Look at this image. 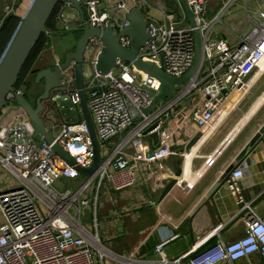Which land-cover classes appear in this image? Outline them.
<instances>
[{"label": "built area", "instance_id": "1", "mask_svg": "<svg viewBox=\"0 0 264 264\" xmlns=\"http://www.w3.org/2000/svg\"><path fill=\"white\" fill-rule=\"evenodd\" d=\"M79 1L86 9L90 28L104 30L111 23L114 34L129 26L125 14L133 7H151L147 0L135 2L133 6L128 5V0ZM214 1L188 0L202 36V64L193 78L176 86L178 89L172 97L163 106H159L163 100L156 103L149 114L147 111L161 93V83L149 75L144 77L132 63L118 62L117 68L102 75L95 70L97 56L103 49L102 40L97 37L89 40L86 53L94 50L90 61L94 72L88 83L84 81V90L101 155L99 167L92 176H84L78 170V167L90 169L95 162L92 138L84 121L53 123L52 129H47L54 143L48 144L42 137L34 138L35 130L28 115L16 104L15 93L24 96V86L8 95V106L0 116V264H239L240 261L264 264V217L258 215L251 203L245 202L238 186L247 173L246 164L235 168L227 179L231 194L241 206L237 215L245 225L244 236L235 241L221 239L177 258L167 256L165 242L154 250L157 259L135 261L112 251L82 217V209L90 207L92 201L96 207L107 184L120 192L133 187L138 175L149 180L150 177L170 179L169 175L163 176L167 173L166 161L172 157L185 159L193 148L189 145L194 137L209 129L230 96L254 79L264 58V13L240 37L233 32L234 41H216L213 29L223 24L222 19L236 0H230L210 21L208 7ZM258 1L264 3V0ZM102 4L105 7L100 10ZM67 8L72 9L69 2L59 5L44 35L48 42L35 69L60 67L64 59L53 53L52 39L84 26L78 14L74 22L64 18ZM10 10L7 8V12ZM157 10L163 16V23L146 20L149 38L138 58L152 62L170 77H182L191 69L196 56L193 29L190 25L181 28L175 16L168 14L164 2ZM120 16L124 18L122 23L118 22ZM120 42L125 48L131 44L125 36ZM73 67L61 72L64 88L58 94L80 107ZM37 73L30 75L35 77ZM37 86L40 90L37 92V88L35 93L42 94L43 85ZM190 105L193 108L188 123L177 130L175 119ZM154 134L158 135L157 143ZM55 144L75 164L63 159L54 150ZM218 151L195 173L198 179L214 166ZM61 179L70 180L72 189L58 190L55 185ZM176 185L192 190L195 182L177 179ZM92 228H98L96 216Z\"/></svg>", "mask_w": 264, "mask_h": 264}, {"label": "crops", "instance_id": "2", "mask_svg": "<svg viewBox=\"0 0 264 264\" xmlns=\"http://www.w3.org/2000/svg\"><path fill=\"white\" fill-rule=\"evenodd\" d=\"M33 1L0 0V31L6 24L9 27L6 33V38H9L5 39L4 44L6 50ZM147 1L156 9L163 2ZM229 1L216 0L210 3L208 20L217 17ZM249 1H254L257 5L254 16L249 10ZM237 4H240L239 8H245L246 16L234 19L231 16ZM7 8L11 12H7ZM260 13H264V3L261 1L236 0L222 19L223 24L214 27L213 39L234 41L232 33L240 37L249 30L251 24L252 28L254 22L259 21ZM229 17L231 18L225 21ZM1 49L2 47L0 61L6 52ZM261 72L259 70L256 74L250 89L251 92H258L254 99L242 106L240 112L232 118L221 122L216 120L207 129L191 149L193 157L190 164L188 160L182 164L180 157H172L166 161L167 173L163 175H169L170 179L157 180L150 177L149 180L138 175L133 187L120 192H115L112 185L107 184L96 207L92 201L90 207L82 209L86 214L85 217L82 216L83 221L112 251L135 261H144L154 254L159 244L167 242V256L177 258L198 247L207 246L210 242L215 244L221 239L231 242L242 238L245 225L242 217L237 215L241 206L237 204L226 181L229 174L241 164L247 166L245 177L238 182L241 194L245 202L251 203L258 215L264 217V139L245 160L239 162L238 158L264 125V72ZM82 121L80 118L76 123ZM207 141L209 147L204 150L202 147ZM218 150L220 154H217L214 166L202 178H196L195 173L205 160ZM177 179L195 182V186L189 190L175 184L167 190L168 185ZM224 181L226 182L212 193L215 185ZM94 216L98 219L97 229L92 228Z\"/></svg>", "mask_w": 264, "mask_h": 264}, {"label": "water", "instance_id": "3", "mask_svg": "<svg viewBox=\"0 0 264 264\" xmlns=\"http://www.w3.org/2000/svg\"><path fill=\"white\" fill-rule=\"evenodd\" d=\"M140 1V0H136ZM169 9L168 14L171 16H177L181 18V10L185 13L189 25L193 29V35L196 45V56L191 69L182 77H170L164 71L159 69L152 62H144L138 58L140 50L144 48L148 41L147 33V21L142 12L140 6L133 7L128 13L125 14V18L129 21V26L126 27L121 33L114 34L111 23H108L104 30L90 28L86 22L85 12L83 9V2L79 0H34L29 8L26 16L21 20L20 26L10 42L2 60L0 61V115L8 106V95L16 92V85L18 80L31 57L36 45L40 39L45 35L48 24L51 21L56 9L62 3L69 2L72 9L79 15L80 22L84 25L77 31L81 33V37L77 42L74 51L66 54L64 62L60 67L54 69L47 68L39 71L36 75L35 82L43 85V93L37 98L35 104L30 102L25 96L15 93L16 104L21 107L30 119V123L35 130L34 138L42 137L48 144H53L54 139L52 134L48 131L45 121L42 118V113L45 112V105L53 104L54 99L59 96L58 90L64 88V85L60 82L62 79L61 72L65 71L72 65L75 86L80 94V115L82 120L88 126L94 151L95 162L90 169H82L78 167L79 172L84 176H92L98 169L101 155L100 145L97 140L95 127L88 108L86 92L84 90V73L83 65L86 62V49L88 42L91 38L97 37L102 40L103 49L97 56L95 70L102 75L109 73L112 69L118 67L120 63H132L139 71H142L149 75L151 78L158 80L161 83V93L155 100L153 107L147 111V114L151 112L156 103L161 100L172 97L173 93L178 89L181 84L186 83L193 78L201 64L203 59V41L200 30L197 28V24L193 15V12L188 4V0H162ZM105 4L100 6V10H103ZM110 15H113L110 12ZM123 17H119V19ZM125 36L130 38L131 44L128 48L121 45V38ZM249 80V77L246 81ZM60 97V96H59ZM48 106V105H47ZM219 113L216 114V117ZM156 127V126H155ZM153 127V128H155ZM163 130V129H161ZM200 131L194 139L191 141L189 147L194 146L201 138L203 131ZM154 142H158V135H153ZM264 139V125L255 135L252 141L239 155V162L245 160L250 154L252 149ZM54 150L66 161L71 164H75V161L57 144L54 145ZM220 151V150H219ZM218 151V152H219ZM227 181V180H226ZM226 181L217 183L212 190V193L218 190ZM176 184V180L172 181L167 190Z\"/></svg>", "mask_w": 264, "mask_h": 264}, {"label": "rangeland", "instance_id": "4", "mask_svg": "<svg viewBox=\"0 0 264 264\" xmlns=\"http://www.w3.org/2000/svg\"><path fill=\"white\" fill-rule=\"evenodd\" d=\"M135 2L137 3L138 1H136V0H128L127 1L128 5H130V6H133V4ZM239 6H240V4L236 5V7L234 9L235 12H233L234 16L233 15L231 16L234 19L246 16L245 8L242 9V7L239 8ZM248 7H249L251 14L254 16V11L257 7L256 3L254 1H249ZM84 10H86L85 7H84ZM142 12H143L146 20L155 22L156 24H162L163 23V16L160 14V12L155 7H143ZM63 14H64V18L66 20H71L72 22H74V20H76V18H77V12L73 9H70V8H67ZM231 17H229L227 20L225 19V21H228ZM175 19H177V22H180L181 28L187 27L189 25V21L185 15V13L182 10H181V18L178 19L177 16H175ZM122 21H123L122 18L118 19V22L122 23ZM251 26H252V24L250 25L249 30L251 29ZM80 37H81V33L77 30L71 31L68 33H62L60 35L55 36L51 42V46L53 48V53L55 55L59 56L61 59H64L67 53L74 51ZM45 39L47 40L46 37H45ZM94 55H95L94 50L90 51L89 53L88 52L86 53L87 59L83 65V73H84V81L87 83L93 77L94 71H93L92 65L90 64V61L93 59ZM115 72L118 73L119 71L116 70ZM31 77L32 76L30 75V70H29L23 76L22 83H25L26 81L31 80ZM24 89H25V92H27V99L30 102H32L33 104H35V102H36L35 97L37 96L36 93L38 92V90H40V88L37 85L31 84L30 88L24 87L23 90ZM36 89H37V92H36ZM251 91L252 90H249L248 94L242 99V101L235 106V108L227 116L226 120H228V118H232L234 115H236L238 112H240V109L242 106L246 105L247 103H249L251 100L254 99L255 95L258 92L257 91L251 92ZM165 100L166 99L161 101L159 103V106H163L165 103ZM47 105H45V112L42 113V118L45 121L46 127H48L50 130L52 129L53 123L58 124L60 122H64V123H68V124H75L81 118L80 107L74 106L69 98L65 99V98H60L59 96H57L54 99V103L52 105L51 104L50 105L47 104ZM192 108H193V105H190L183 112H181L178 115V117L175 119L174 124H175V128L177 130L182 129L186 126V124L189 121V114H190V110ZM217 119H218V116L216 117V120ZM81 120H82V118H81ZM224 122L221 124L220 127L223 126ZM208 143H209V141H207L203 145L202 149H204V150L208 149V147H209V146H207ZM180 161L183 164L185 159L180 158ZM55 187L60 191H64L66 189H72V182L70 180H67V179H61L56 183ZM82 216L85 217L86 214L82 212ZM1 218L2 217L0 215V219ZM151 259H157V255L153 254L147 260H151ZM239 264H244V262L240 261Z\"/></svg>", "mask_w": 264, "mask_h": 264}, {"label": "trees", "instance_id": "5", "mask_svg": "<svg viewBox=\"0 0 264 264\" xmlns=\"http://www.w3.org/2000/svg\"><path fill=\"white\" fill-rule=\"evenodd\" d=\"M59 7V6H58ZM58 9V8H57ZM57 9L55 11V13L57 12ZM54 13V15H55ZM53 15V17H54ZM53 17L51 19V21L49 22L48 24V28L51 27L52 25V21H53ZM7 30H9V27L4 25V27L1 29L0 31V47H2V52L5 51L6 49V41L5 39L7 40L9 37L6 38V33H7ZM47 40L45 39V36H43L39 43L36 45L34 51L32 52L31 54V57L29 58L19 80H18V83L16 85V88H20L21 86H24L25 88H30L31 84H34V85H38L36 82H35V79H36V76H32L31 77V80L29 81H26L25 83H22L23 81V76L25 75V73H27L29 70H30V74H36L38 71H40L41 69L45 68L44 66H39L37 67L36 69L34 68L35 66V63L37 62V59L38 57L40 56L41 52L45 49L46 45H47ZM41 94H38L37 96L39 97ZM24 96L27 98V92L24 93ZM37 97V98H38ZM1 116V115H0ZM214 241V240H213ZM210 245H213L212 242H210L207 246H210Z\"/></svg>", "mask_w": 264, "mask_h": 264}, {"label": "bare ground", "instance_id": "6", "mask_svg": "<svg viewBox=\"0 0 264 264\" xmlns=\"http://www.w3.org/2000/svg\"><path fill=\"white\" fill-rule=\"evenodd\" d=\"M258 72L259 70H261L262 72H264V58L261 60V62L259 63V67H258ZM257 72V73H258ZM261 72V73H262ZM144 77H147L146 73H143ZM256 73V74H257ZM256 76V75H255ZM255 78V77H254ZM252 82H249L248 84H246L242 90L240 91H236L233 95L230 96V98L226 101V103L222 106V108L220 109V111L218 112V122L223 121L224 119L227 118V116L230 114V112L235 108V106L241 101V99L243 97H245L246 93L249 91V89L252 87ZM264 100V99H263ZM212 126V125H211ZM211 128V127H210ZM207 131V129H205L203 131L202 136L205 134V132ZM201 136V137H202ZM201 139V138H200ZM199 139V140H200ZM193 150H190L189 152L186 153V157H185V161L188 160V164H190L189 161H191L192 157H193ZM195 177L197 178V176L195 175Z\"/></svg>", "mask_w": 264, "mask_h": 264}]
</instances>
